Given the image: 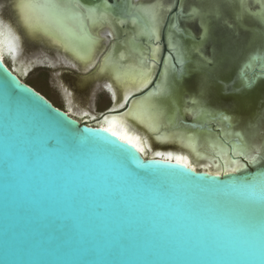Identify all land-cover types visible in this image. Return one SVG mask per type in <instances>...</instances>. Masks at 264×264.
I'll return each instance as SVG.
<instances>
[{"label":"water","instance_id":"1","mask_svg":"<svg viewBox=\"0 0 264 264\" xmlns=\"http://www.w3.org/2000/svg\"><path fill=\"white\" fill-rule=\"evenodd\" d=\"M104 2L135 8L133 0L81 1ZM177 71L205 100L193 72ZM148 87L100 118L124 113L156 86ZM235 91L242 103L258 93L243 115L259 122L264 77ZM240 158L249 171L217 175L145 157L57 106L0 59V264H264V164Z\"/></svg>","mask_w":264,"mask_h":264},{"label":"bare ground","instance_id":"2","mask_svg":"<svg viewBox=\"0 0 264 264\" xmlns=\"http://www.w3.org/2000/svg\"><path fill=\"white\" fill-rule=\"evenodd\" d=\"M73 1L79 3L82 0ZM213 1L214 0H209L210 6L212 5ZM153 3L156 2L153 1ZM244 3L250 10L257 11L259 13V16L257 15L258 17L263 16L262 18H264V0H244ZM8 4L11 7V9L9 10V15H6L4 13L2 15V13H0V59L6 65L7 63L5 57L7 55H12L13 58H16L17 56L21 55L20 53H22L23 50V43L27 41V35L30 33L32 34L33 32V34H35V31L36 33L42 34L43 36L47 37L48 40H50L57 47L64 51H68V53L72 54L71 56H74L79 60L89 62L93 57H97L96 55H99L104 49L102 47L103 40L101 39L100 33L104 31L107 20H110V17L106 13H102V15L100 14L101 20H99V15H95L93 20L91 21V24L89 25L90 32L92 30L100 37L96 40L92 48L90 47L89 49H87L85 47L83 48V44L75 39L78 37H75L74 27L72 28L73 35H70L69 33L63 31L61 26L53 28L52 24L46 22L44 18V12L41 11V9L32 7V0H13V2L11 0H8ZM105 6L104 7L107 8V4ZM154 6L155 7L153 8L155 9H153L152 14L154 13L155 16H159L157 15V4H155ZM165 7H167V5ZM82 9H84L85 11L88 10L87 6L82 7ZM82 9L79 8L78 10L82 12ZM159 12L164 13L165 11H160L159 9ZM141 13L146 14L145 12H142V9ZM155 20L157 19L155 18L154 21ZM83 25L84 22L82 23V26ZM117 27L118 26H116V28ZM81 29L82 32H85V27H81ZM156 31L158 32L157 28ZM113 32L115 31L113 30ZM114 36H116V34ZM68 41L73 44L72 47L68 46ZM39 43H41V41ZM49 45L50 44L48 42L45 46L49 47ZM84 49H87L88 51H85ZM142 51H144V48L142 49ZM151 53H153V60V58L158 57L159 49L157 47L155 48L154 46L153 52ZM61 54L64 57H67L66 54ZM26 60L28 61L27 58ZM156 60H153L154 62L149 68H144L138 65L130 67L124 71H120V73L117 72L119 67H117V65H113V67L115 66L117 70L115 67H112V72H110L111 75L115 77L118 83H120L121 85L124 84V87L120 89L122 97L121 101L120 97H117L116 93L114 92V88L111 85H106L107 88L111 89L114 93L115 105L113 106V109H120L125 105L130 95L144 90H142L141 84L145 85L149 81V77H151V74L154 72L153 70ZM255 60L256 62L259 60V66H256V68L250 71H246L245 69L241 70V85L244 86V88H250V86L252 85L254 86L260 77H264V57L256 55ZM45 61H48V59H46ZM112 62L113 61L108 60V63ZM16 65H18V63H16ZM255 65H257V63ZM18 67H20V65H18ZM100 70L101 72L96 74L97 77L106 76L109 73L107 72L109 71V68ZM20 73H22V75H26V71H20ZM175 73L176 72H174L170 68H165L162 71V75H160L162 76L160 80L165 83H170L172 78L176 76ZM179 84L175 86L172 84L169 87L165 85L167 87H165V89H151L143 96L133 99L128 110L124 113L108 115L104 119L98 121V123L101 127L106 128L111 133L117 132L118 135L116 136L120 139H123L127 142L128 140H132L133 143L130 144H132L138 151H141L145 157H155L158 155L170 160L174 159L178 163L191 167L194 170L202 167L201 169L207 171L209 174L217 175L223 173L227 174L249 171L250 169L248 167V164L243 162L240 156H244L253 166H259V163L264 158L263 125H260V123L257 121L255 122L247 119L246 117L248 114H235V116L229 113L228 107L223 108L217 105L209 104L208 101L198 98L197 94L191 92L193 87L190 88V86H187L184 83L181 85ZM164 95L167 97H171L173 95L174 97H176L178 95L182 98V101L181 98L178 102L175 103L160 100L162 96L164 97ZM156 97H159V99H157ZM199 97L201 96L199 95ZM77 103L79 104H77L78 109L74 107L72 102H69V113H72L73 115H76L78 117L90 115V117L92 118H97L96 113L89 112L88 110H86L88 109L87 106L81 105L83 104L81 101H78ZM240 108V110L245 111L242 106H240ZM187 114L192 115L195 123L199 125H196V127H189L184 125L180 121V118L181 115L185 117V115ZM259 117V121H264L263 115ZM95 119L92 120L94 121ZM92 120H90V122ZM213 123L216 124L215 128L217 127L219 128V130L213 129ZM210 127L212 129H210ZM172 128H174V130H172ZM159 147L166 150L151 152L152 148L155 150V148L158 149ZM241 152H243V154H241Z\"/></svg>","mask_w":264,"mask_h":264},{"label":"flooded vegetation","instance_id":"3","mask_svg":"<svg viewBox=\"0 0 264 264\" xmlns=\"http://www.w3.org/2000/svg\"><path fill=\"white\" fill-rule=\"evenodd\" d=\"M146 1L150 2L147 3ZM153 1L156 3H153ZM214 1V3L212 2V5L210 6L209 0H133L135 8L121 4L119 6L120 11L118 9L117 11H114L108 7L105 8V2L102 4V6L93 5L90 7L88 4H86L88 10L85 11L82 8V12L78 9L76 10L81 14L84 25L82 26L80 24L74 23L75 37H78L75 39L83 44V48L85 47L89 49L90 47L92 48L94 46L96 40L101 36V39L103 40L102 47L104 48V51L102 50L99 55H96L97 57H93L91 61L87 62L71 56V53L62 50L59 47L52 49L59 51L58 53L66 54L67 57L65 56V58L71 59L72 62L70 63L79 66L82 70L90 71L92 68H94L95 70L93 74H90L86 77H79L86 79V81L88 80V83L84 81L79 82L77 80L78 77H74V80L71 82L75 88L80 87V83L83 85L85 83V85L92 84L93 87L97 88L99 86V82H101L103 84L104 91L110 95V98H112L113 106L115 105L114 93L111 89L107 88L106 85H111L114 88V92L116 93L117 97H120V101L122 99L120 89L124 87V84L121 85L118 83L115 77H113V75L110 73L112 72L111 69H113L116 65L120 68L117 70L115 67L117 72L120 73V71H124L130 67L138 65L144 68H149L153 64V60L157 59L155 61L153 70L155 73L153 72L151 74L149 81L147 79L148 82L146 81L147 83L145 85L141 84L142 90L146 89L148 86V89L156 86L153 88L155 90L162 88L165 89L166 86H171L173 83L170 81L168 82L171 84L160 80L162 77L160 75H162V71L165 68H170L176 72L175 75L178 74L179 71L177 70L180 69L191 71L193 72V75H201V78H190L193 82L191 85L195 86L196 88H205L204 82H221L222 77H225V72L230 70L231 72H229V76L232 75V81L235 87L242 86V79L240 78L241 70H253L260 64L258 62L259 60L256 62L255 56L259 55L264 57V53H257L258 49L260 48L264 50V23H262L263 21L260 22L261 20L256 18L257 14L255 15V11H252L246 7L244 0H240V2L239 0H234L237 2L232 3L230 6H225L224 0ZM228 1L233 2V0ZM72 3L77 4L75 1H72ZM155 4H157L158 7L157 15L160 17L155 16L157 20L154 21L152 18V11L155 9L153 8L155 7ZM166 5L167 7H165ZM89 9H91L93 13L92 19H86V17L89 16ZM141 9L142 12H145L146 14L141 13ZM159 9L160 11L163 10L165 12L161 13L159 12ZM219 9L221 10V13L224 11L227 17H205L207 13L211 14V12H214L215 14ZM102 13L108 14L110 20H107L104 31L100 33V36H98L92 30L90 32L89 25L96 14L101 16ZM138 14H140L139 17H137ZM116 26L118 27L116 28ZM81 27H85V32H82ZM156 28L158 32L156 31ZM258 29L261 31L260 37H258L257 34ZM113 30L115 32H113ZM115 34L116 36H114ZM27 41H29L28 35ZM49 44V47H51L52 43L49 42ZM154 46L155 48L157 47L159 49V54L157 58H153L152 60L153 53L151 52H153ZM142 47L144 48V51H142ZM87 49L84 50L88 51ZM108 60L113 62L108 63ZM255 62L257 65H255ZM46 63L48 62L46 61ZM113 65L115 66L113 67ZM248 65L250 66V69ZM104 68H109V71H107L109 72L108 75L97 77L96 74L101 72L100 69ZM206 73L208 77L203 78L202 74ZM182 77L185 78L186 75H183ZM196 79L199 80L197 81ZM93 81L97 82L96 85L92 83ZM231 83L232 82L229 84ZM84 94L85 93L83 90L78 92V96H80L81 99L84 97ZM78 101H80L79 97L77 99V102ZM81 105L86 106L85 104ZM113 106H111L110 109H113ZM106 111L107 110L104 112ZM67 112L69 113V111ZM88 117L89 115H86V118ZM77 119L79 120V118Z\"/></svg>","mask_w":264,"mask_h":264},{"label":"rangeland","instance_id":"4","mask_svg":"<svg viewBox=\"0 0 264 264\" xmlns=\"http://www.w3.org/2000/svg\"><path fill=\"white\" fill-rule=\"evenodd\" d=\"M11 1L13 2V0ZM72 1L73 0H38V1L32 0V7L41 9V11L44 12V18L46 22L52 24L53 28H57V26H61L63 31L69 33L70 35H73L72 28L74 27V23L82 25V23L84 22L80 13L78 11H75L74 14L68 13L65 12L62 8L56 7V5L73 4ZM236 2L234 0L233 2L225 0V6L226 5L230 6L232 5V3H236ZM10 9L11 7L8 4V0H0V13H2V15L3 13L9 15ZM256 12L257 11H255V15L256 14L258 15L259 13ZM257 15L256 17L264 22L263 20L264 18H262L263 16L258 17L259 15L258 16ZM210 16L227 17L224 11L223 13H221L220 9L217 10L215 14L214 12H211V14L207 13L205 15V17H210ZM98 17L99 20H101V16ZM33 33L28 34L29 41L23 43V50L22 53H20L21 55L17 56L16 58H13L12 55H7L5 57L7 65H9V67H11L21 77V79L24 82L31 84V86H33L35 89H37L42 94H44L47 98L52 100L57 106H60L61 108L67 111H69L68 110L69 102H72L74 107L78 109L79 104L77 103V98L79 97V100L88 107V109L86 110H88L89 112H95L98 115L94 121L92 120L94 118L90 117L89 115L88 117L89 121L92 120L91 122L98 123V120L101 119L100 117L102 115V112L110 109V107L113 106L112 98H110V95L104 91L103 84L99 82V86L96 88L93 87L92 84L85 85L86 84L85 83L83 85L82 83H80L81 86L75 88V86L71 82L72 80H74V77H78L77 80L79 82L84 81L88 83V80L86 81V79L79 77H84V76L86 77L90 74H93L95 69L92 68L90 71H85L82 70L79 66L75 64H71L70 63L72 62L71 59L65 58L61 53H58V51L52 49L58 47L55 44H53L50 40H48L47 37L43 36L42 34L36 33V31L35 34ZM40 41L41 43H38ZM48 42L52 43L51 47L45 46L46 43ZM68 44L69 47L73 46V44L69 41ZM26 58L28 59V61L26 60ZM46 59H48L47 61L48 63H46L45 61ZM16 63H18L20 67H18ZM20 71H26V75H22ZM229 72L231 71L230 70L226 71L225 72L226 74H224L225 77H222L221 82L223 83L212 82V81H210L209 83L204 82L205 88L203 87L199 88L200 96H203L204 99L208 101L209 104L217 105L223 108L228 107V110L233 111V113L235 112L243 115L245 112L240 110L241 109L240 106H242L246 112L252 111V109H254L256 104L258 103V99H255L258 93L254 95V97L251 99L250 102L242 103L241 98L237 95L235 91V85L233 84L232 81V75L229 76L230 74ZM200 76L201 75L199 74H194L191 78H198ZM202 77L203 78L208 77L207 73L202 74ZM199 79L196 80L198 81ZM188 81L189 80L185 79L184 77H179L177 79L174 77L171 80L174 86L178 85L179 83H180L179 85L183 83L188 84ZM230 82L232 83L229 84ZM92 83L96 85L97 82L93 81ZM252 86L250 87L252 88ZM81 90H83L85 93L82 99L80 96H78V92ZM195 90L196 87L194 86V91ZM156 98L159 99V97ZM180 98L181 97L178 95L176 97H174V95L171 97H167L164 95V97L162 96L160 100H165L171 103H175L178 102ZM73 116L79 118L80 121L86 118V116H82V117L80 116L78 117L76 115ZM185 118L188 120L194 119L193 116L190 114L185 115ZM259 123L260 125L262 124L264 127V121L261 120L259 121ZM172 130H174V128H172ZM159 150L164 151L166 149L159 147L158 149L155 148L154 150L152 148L151 152H155ZM263 164H264V158L259 163V165H263Z\"/></svg>","mask_w":264,"mask_h":264},{"label":"snow or ice","instance_id":"5","mask_svg":"<svg viewBox=\"0 0 264 264\" xmlns=\"http://www.w3.org/2000/svg\"><path fill=\"white\" fill-rule=\"evenodd\" d=\"M58 8H62L65 12L68 13H75V11L79 8L86 7L83 3H77V4H62V5H56ZM153 19H155V14L153 13ZM93 13L92 10L89 9V16L86 17V19H92ZM113 135H118L117 132H113ZM129 143H133L132 140H128ZM243 154V152H241ZM254 159V158H253Z\"/></svg>","mask_w":264,"mask_h":264}]
</instances>
